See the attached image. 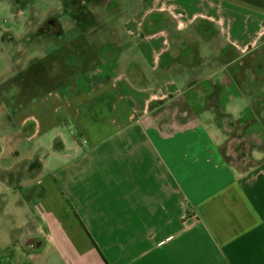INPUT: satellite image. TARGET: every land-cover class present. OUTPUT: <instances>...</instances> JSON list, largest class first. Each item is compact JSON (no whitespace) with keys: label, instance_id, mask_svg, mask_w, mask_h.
I'll use <instances>...</instances> for the list:
<instances>
[{"label":"crops","instance_id":"obj_1","mask_svg":"<svg viewBox=\"0 0 264 264\" xmlns=\"http://www.w3.org/2000/svg\"><path fill=\"white\" fill-rule=\"evenodd\" d=\"M15 1L1 0L11 15L23 12ZM124 9L127 64L143 84L121 67L80 90L66 75L27 103L16 102L20 87L15 105L0 98V212L11 205L18 223L0 245L36 264H264V101L231 73L254 54L264 61V0ZM153 13L199 44L201 65L163 66L179 53L168 32L143 34ZM17 25L1 30L3 43ZM254 64L247 78L263 81ZM16 192L24 201L8 202Z\"/></svg>","mask_w":264,"mask_h":264},{"label":"rangeland","instance_id":"obj_2","mask_svg":"<svg viewBox=\"0 0 264 264\" xmlns=\"http://www.w3.org/2000/svg\"><path fill=\"white\" fill-rule=\"evenodd\" d=\"M6 3L8 4V2ZM130 3H133V0H131V2L130 0H96L93 6V20H95V22L90 28L83 30V33H76V30L67 32L64 42L60 45L55 41L38 40V45L26 47L24 44L18 43L16 39L22 37L26 31L33 30L41 21H44L48 15L58 10L62 6V0H16L15 4L23 9V12L18 15H11V11L8 10V8L2 7L3 4H1L0 0V98H6V103L11 106L15 105L16 102L17 104H24L19 100V97H17L15 102L13 96L19 92L21 82L26 79L24 76H21L20 73L26 74V71L36 58H44L47 62H50L52 59H58L65 65L82 67L80 61L69 60L68 57L71 55L80 56V51H84L85 54H87L90 49H94L100 54L99 62H101L102 68L105 69L103 75L99 76V78L105 77L107 73L117 74L121 67H124V69H127V72H129L131 70V65L127 63L129 62L128 59L131 54L124 52L127 51L130 45L129 36L122 28L121 18L128 14V11H125L124 8ZM15 22H17L18 25L14 28L15 35L12 34L16 36V38L11 35H6L3 43V39H1V30L12 28V26L14 27ZM104 43L111 45L112 48L106 49L108 46L104 45ZM102 47H106V52H104ZM221 48L224 47L220 45V49ZM217 54V52H214L213 57L212 54H210L211 59H217ZM226 55L227 52H225L224 49V55H222V57H226ZM11 56L15 58V63L13 62L15 66H13V68H10ZM49 62L48 64L50 65ZM49 65L46 66L48 67ZM12 69L16 71H10ZM56 74V70L52 69L50 66L38 75L37 73H32L30 76H37L41 79L40 85H42V88L38 87L37 91H39L40 89H45L55 84L58 79ZM26 75L25 77H27ZM246 82L247 84L245 87L250 94L254 98H258L259 101H264V80L258 82L249 72ZM1 199H3L2 195L0 196V206L3 204ZM6 199L8 202L10 200L24 201V197L19 192H16L14 195H9L7 193ZM14 211H16V209L7 204L5 211L7 212L6 216H4L3 212H0V241H9L10 230L18 228V223L15 222L14 217L12 218V216H15ZM12 235L14 236V232ZM4 249H6V247L0 245V264H8L10 260L11 262L9 264H36L35 260L23 258L19 254L14 253V250L10 251V249Z\"/></svg>","mask_w":264,"mask_h":264},{"label":"trees","instance_id":"obj_3","mask_svg":"<svg viewBox=\"0 0 264 264\" xmlns=\"http://www.w3.org/2000/svg\"><path fill=\"white\" fill-rule=\"evenodd\" d=\"M81 27L82 26L76 25L74 31L76 30L77 31L76 33L78 32L83 33L82 32L83 30L90 28V26L88 27L83 26L82 28ZM176 27H177L176 21L170 15L166 13H153L149 15L144 21L142 25V32L145 36H152L162 31H166L169 33V42L172 47L178 49L179 54L174 59H172L169 56V54H166L167 57L169 56L168 58H166V56L165 57L163 56V66L165 65L168 66L177 63L181 67L193 68L201 65L202 57L200 55L199 44L186 40L185 37L177 31ZM104 45L108 46L107 48L105 47L106 49L112 48V46L109 44L104 43ZM102 48L104 52H106V49L104 47ZM254 55L247 57L244 61L243 66L231 68V73L237 85L240 86L241 88L245 87L244 85L247 80L246 70L249 67H252L251 64L255 63L253 68L258 80L261 79V77L264 75V70H263L264 68L263 69L259 68L260 65L264 64V61L261 62V64H259V62H257V60L254 59ZM99 56L100 54L96 50L90 49V51H88L87 54H85L84 51L83 52L80 51V56L71 55L68 57V59L80 61L82 63V67L67 66L61 60L52 59L51 61L53 62L52 65L54 63L58 65L61 76L58 77V79L56 80L58 83L55 82V84L51 85L50 87L45 89L43 88L40 90L50 91L57 86L59 87L66 86L67 85L66 75H68L69 78L71 79L72 91H74V88L75 89L78 88V90H80L83 86H87L91 83L98 82L100 79L99 76L103 75V71L105 70L104 68H102L101 62H99L100 61ZM46 65H49L47 61L36 60L31 64V66L26 71L27 75L24 73H20L21 76H24V78H26L21 82L22 78L20 76L21 93L19 94L18 97L19 100L22 101L23 103H27L31 101V99L35 98V96L38 95L40 91V90L37 91L38 87L42 86L40 85L41 79H39L37 76L34 77L30 75H32V73H37L38 75L40 72L44 71L46 68L49 67V66L47 67ZM130 69L131 70L128 72L129 76L136 83L143 84L146 81L141 68H139L137 65H131ZM25 75L27 77H25ZM112 75L115 74L107 73L106 76L104 77V80L105 81L109 80ZM32 90L35 92H33Z\"/></svg>","mask_w":264,"mask_h":264},{"label":"flooded vegetation","instance_id":"obj_4","mask_svg":"<svg viewBox=\"0 0 264 264\" xmlns=\"http://www.w3.org/2000/svg\"><path fill=\"white\" fill-rule=\"evenodd\" d=\"M95 3L96 0H62V6L37 25L43 34V41L61 43L64 42L67 32H73L76 25L82 27L93 25ZM86 14L90 16L88 21ZM260 68L263 69L264 65H260Z\"/></svg>","mask_w":264,"mask_h":264},{"label":"water","instance_id":"obj_5","mask_svg":"<svg viewBox=\"0 0 264 264\" xmlns=\"http://www.w3.org/2000/svg\"><path fill=\"white\" fill-rule=\"evenodd\" d=\"M86 21L90 20V16H88L86 14ZM43 34L42 32L40 31L39 28H36V29H33L31 31H29L24 37H23V41H22V44H24L26 47H31L33 45H38V42L39 41H43ZM39 40V41H38ZM38 41V42H37ZM30 45H29V44ZM29 244V243H28ZM43 241L41 240H32L30 242L29 245H33L35 250L37 249H41L42 246H43Z\"/></svg>","mask_w":264,"mask_h":264}]
</instances>
